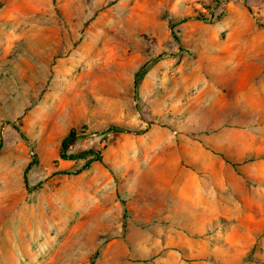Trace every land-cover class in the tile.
<instances>
[{
    "label": "rangeland",
    "instance_id": "rangeland-1",
    "mask_svg": "<svg viewBox=\"0 0 264 264\" xmlns=\"http://www.w3.org/2000/svg\"><path fill=\"white\" fill-rule=\"evenodd\" d=\"M0 139V264H264V0H0Z\"/></svg>",
    "mask_w": 264,
    "mask_h": 264
},
{
    "label": "trees",
    "instance_id": "trees-1",
    "mask_svg": "<svg viewBox=\"0 0 264 264\" xmlns=\"http://www.w3.org/2000/svg\"><path fill=\"white\" fill-rule=\"evenodd\" d=\"M200 20L202 21H207L205 18L203 17H200L199 18ZM171 28L173 29L174 28V25L172 24L171 25ZM174 33V32H173ZM177 40V42L179 43V39L178 38H175ZM15 130L17 132H19L21 134V136L23 138H25V136L22 134V132L20 131L19 127L15 126ZM108 132H115V133H119V132H126V130L122 127H119V126H111L109 129H108ZM76 138V134L74 132L70 133L62 142V147H61V152H60V157L63 159V160H73V159H81V158H84V157H91L90 160L87 161L86 165L77 172V174H80L82 173L83 171H86L88 169H90L92 167V165L94 163H103V156L100 152H96V151H93V150H90V151H87V152H84L80 155H76V156H68L67 153L69 151V145L71 143L72 140H74ZM2 148H3V142H2V139H0V155H1V151H2ZM38 161L37 160H34L32 163L29 164L28 168H27V171L34 165V164H37ZM26 184L27 181H26Z\"/></svg>",
    "mask_w": 264,
    "mask_h": 264
}]
</instances>
